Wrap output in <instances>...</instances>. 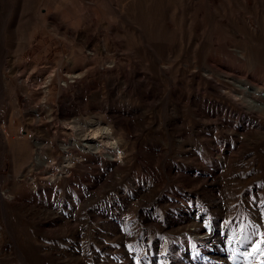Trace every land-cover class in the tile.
<instances>
[{
	"label": "rangeland",
	"instance_id": "obj_1",
	"mask_svg": "<svg viewBox=\"0 0 264 264\" xmlns=\"http://www.w3.org/2000/svg\"><path fill=\"white\" fill-rule=\"evenodd\" d=\"M1 124L0 264H264V0H0Z\"/></svg>",
	"mask_w": 264,
	"mask_h": 264
},
{
	"label": "bare ground",
	"instance_id": "obj_2",
	"mask_svg": "<svg viewBox=\"0 0 264 264\" xmlns=\"http://www.w3.org/2000/svg\"><path fill=\"white\" fill-rule=\"evenodd\" d=\"M11 67V66H10ZM9 68V66H8ZM13 69H9V73L12 74L13 73ZM53 72V71H52ZM20 77V76H19ZM21 78V77H20ZM21 82V81H20ZM26 83V81H25ZM44 84V82L42 83ZM47 86H44L42 87L43 88V93H49L48 92V87L45 88ZM44 98V97H43ZM34 111V110H33ZM34 117V116H33ZM40 116H38L39 118ZM37 118V120H38ZM41 118V117H40ZM34 119V118H33ZM36 119V118H35ZM41 120H39L40 122ZM4 124V123H3ZM3 124H1L2 126L0 127L2 132L0 134V138L1 137H4L5 139H7V135L5 134V128L3 126ZM78 125V124H77ZM76 125V126H77ZM75 126V125H74ZM80 127V124L78 125ZM91 126V125H90ZM89 126V128H90ZM40 127H43V130L44 132H47V128H45L44 126H40ZM72 127V126H71ZM77 127V128H79ZM61 128V127H60ZM82 128H85L84 127H80L79 130L81 131V133L79 134V137L77 136L78 133L76 132L75 130V127H74V130H71L73 131V134L71 135L73 137L72 141H68L67 139H62L60 141V146L61 148L63 149V151L65 153H70L72 151H74L76 149V147L78 146L79 149L83 150V152L85 153H89V152H92V153H97L99 154V156H102V153L105 152L106 154H109V156L111 158H115L117 159L119 157V154H121L120 152H118L119 150L117 149V145L115 143V141L113 140V138L110 136L111 135V132L109 130V127H106L104 130V132H99V130L94 126V128H91L92 130H90L89 132L87 133H84L85 131L84 130H81ZM73 129V128H72ZM100 129V127H99ZM89 130V129H88ZM70 131V130H69ZM52 133V136L55 138L56 137V131H53L51 132ZM104 135L103 137L100 135ZM34 138V137H33ZM28 139V138H27ZM26 139V140H27ZM32 139V138H31ZM30 139V140H31ZM3 140V139H2ZM13 140H16V139H13ZM31 142V141H30ZM33 145H36V151H38L37 153L39 154L40 151L39 149L37 148L38 147V141L37 140H32L31 142ZM2 144L4 145L5 142L2 141ZM53 145V144H52ZM58 148V147H57ZM104 153V154H105ZM37 156L36 158H38V155H35ZM214 226V225H213ZM215 229V228H214ZM213 229L210 228V231H209V234H207L206 238H210V235L213 233L212 231ZM214 234V233H213ZM206 241V240H205ZM208 251V250H207Z\"/></svg>",
	"mask_w": 264,
	"mask_h": 264
}]
</instances>
